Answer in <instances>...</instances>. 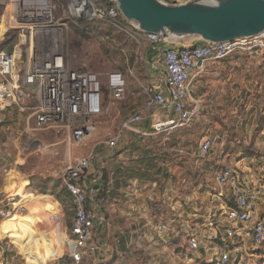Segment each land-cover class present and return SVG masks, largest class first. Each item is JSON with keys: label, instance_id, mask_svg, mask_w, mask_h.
Wrapping results in <instances>:
<instances>
[{"label": "crops", "instance_id": "crops-1", "mask_svg": "<svg viewBox=\"0 0 264 264\" xmlns=\"http://www.w3.org/2000/svg\"><path fill=\"white\" fill-rule=\"evenodd\" d=\"M186 1L169 0L172 3ZM122 22L130 29L128 37L123 40L113 37V43L128 55L127 66L123 67L126 74L127 71L135 73L134 81L128 85L132 95L130 105L135 112L143 104L145 85H163L164 63L155 47L138 36L137 26L133 22L124 18ZM200 42L199 38H190L180 41V45ZM263 53L264 50L260 49L257 52L238 51L224 59L210 61L206 72L194 80L191 93L198 100L200 111L192 125L172 129L171 133L203 129L205 137L216 139L207 156H200L199 152L204 138L193 149L195 151L177 142L173 155H134L131 147H125L118 155H92L91 167L84 179V185L93 189L86 205L97 215L91 241L97 245V250L94 255L85 256L92 258V264H181L182 261L194 264L195 255L185 246L188 243L182 233L181 219L199 212L195 213L198 199L204 208L202 216L205 219L211 218L215 210L216 213L220 211L225 198L223 196L217 200L214 195L220 192L217 174L224 167L234 169L244 178L247 189L256 194V211L264 216L259 210L264 205V56L259 57ZM34 104L35 100L28 95L19 102L0 104V212L7 209V196L22 188V184L28 188L36 186V180L49 183L53 175L51 166L44 162L50 155L49 131L55 129L37 130L32 113ZM114 106L115 102H112L110 109ZM159 115L162 120L168 118L166 114ZM153 122L155 119L151 113L132 131L146 141L149 135H142L138 131H154ZM185 150L187 161L180 164ZM62 154L58 155L59 161L69 157L73 163L81 157ZM194 155H198V159ZM169 158L173 161L170 168L163 164L156 165V161ZM33 160L37 162L29 167V162ZM149 165L158 167L155 173H150ZM213 167L217 171L209 183V170ZM184 168L187 175L181 178L180 170ZM64 189L72 200L71 193ZM6 192L8 194L3 195ZM14 195L19 197V194ZM73 214L64 218L71 235L69 241L73 238L75 208ZM9 220L11 217L0 218V264H5L2 260L3 247L7 244L5 238L12 236L14 230L13 225L8 227ZM161 225L169 226L168 230H159ZM207 244L212 242L207 241L203 245ZM258 250L251 238L247 237L241 243V264H245L246 257ZM258 257L254 254L249 259L253 261L251 264H258ZM62 259L60 257L46 264H77L70 256L69 245L68 258Z\"/></svg>", "mask_w": 264, "mask_h": 264}, {"label": "built area", "instance_id": "built-area-1", "mask_svg": "<svg viewBox=\"0 0 264 264\" xmlns=\"http://www.w3.org/2000/svg\"><path fill=\"white\" fill-rule=\"evenodd\" d=\"M169 1V0H166ZM9 10L12 25L9 31L18 30L19 39L11 51L0 48V104L19 102L32 96L35 104L32 113L37 130L55 129L67 131L76 143L83 142L96 129L93 119L110 110L112 101L124 99L128 89L123 72L112 71L108 75L109 98L102 93L99 74L69 66L64 47L65 33L73 21L102 20L110 26L129 33L123 22L116 0H0ZM63 10V22L58 19ZM69 25V26H68ZM138 29V28H137ZM10 31V32H11ZM139 37L150 42L164 63L163 85L147 84L143 87L144 101L130 117L121 124L120 131L107 141L116 148L127 131L143 123L152 113L155 134L165 127L175 129L192 125L200 111L199 102L191 93L194 80L206 72L210 61L224 59L238 51H250L262 46L261 36L241 38L226 42L201 41L193 45H180L174 40L154 32L138 29ZM63 35V42H62ZM262 43V44H261ZM20 54L17 55V50ZM23 57L25 59L23 60ZM21 61V62H20ZM18 63H21L18 69ZM160 113L168 115L162 120ZM153 135L151 131H138ZM216 139L206 136L199 147L200 156H207ZM196 156V155H194ZM198 156V155H197ZM92 155L78 158L65 169H60L64 187L71 193L75 207L72 227L73 238L68 242L70 256L75 263L87 255H94L93 233L97 215L86 202L92 187L84 185L91 167ZM220 192L225 204L214 212L213 231L208 240H219L214 254V264H241V243L250 237L260 249L264 245V216L256 211V194L247 189L244 178L230 167L217 174ZM7 209L0 212L1 219H8L12 210H22L23 200L17 195L6 198ZM232 202V204L230 203ZM20 204V205H19ZM22 204V205H21ZM187 222L182 226L191 250L202 246L199 234ZM169 226L161 225V231Z\"/></svg>", "mask_w": 264, "mask_h": 264}, {"label": "rangeland", "instance_id": "rangeland-1", "mask_svg": "<svg viewBox=\"0 0 264 264\" xmlns=\"http://www.w3.org/2000/svg\"><path fill=\"white\" fill-rule=\"evenodd\" d=\"M9 10L10 8H7L6 5L0 2V47L9 49L10 51L19 39V32L18 30L9 31L12 25ZM58 19L61 23L63 22V10L60 11ZM72 23H74L72 26L68 25L69 31L65 33L64 40L67 63L71 67L81 70H90L99 74L102 93L105 100L108 102L110 101L108 86L109 73L116 70L123 72L128 85L129 82L131 83L134 81L133 75L135 73L133 74L127 71L126 74V70L123 68L127 66L126 61L128 55L122 48L117 49L113 43L115 41L113 37L118 38L116 40H123L127 38L128 35L125 32L119 33L117 29H114V27L102 20L89 22L82 19L80 21H73ZM113 34L115 36H113ZM260 40H263V44L261 43L262 46L255 47L251 51L257 52L258 49L264 50V34L261 35ZM18 51L20 53L19 49ZM263 56L264 53L259 55L260 58ZM24 59L25 57H23V60ZM263 61L262 59V62ZM21 65V63H18V69H20ZM262 67H264V64ZM131 96L128 88L124 99L112 101L115 102L114 108L93 119L96 129L81 143H76L67 131H49L48 151L50 155L45 160L44 164H49L51 166L53 175L49 183L46 181L43 184L36 180V186L25 188L22 184V188L16 190V192H21L17 199L23 200L24 204L25 202L27 203L20 212L12 215L11 220L7 221L9 224L8 227L13 225L14 228L12 229L14 230L12 236H7L5 238L7 244L3 247L4 252L2 257L5 264H25L26 262L30 264H46L60 257L63 259L68 258V241L71 235L66 228L64 218L68 215H74L73 212L75 207L73 202H71L72 200H70L69 193L64 189L58 171L68 167L72 161L69 157L68 159L63 158L59 161L58 155H60L61 152L63 153L62 155H80L81 157L97 154L118 155V152L123 151L125 147H131L134 155H141V153L144 155H173L175 152L174 146L177 142L193 150L198 146L201 138H205L203 129L196 128L189 131H187V129L182 134H178L177 132L171 133L170 127L166 126L159 135L149 136L146 141L140 138L135 132L127 131L118 142L117 147L110 148L107 145V141L120 131L121 124L124 120L134 113V107L130 105ZM141 124L142 123H139L135 125V127H139ZM132 143H134V146H132ZM27 144L33 143L27 142ZM27 146L29 147V145ZM21 147L22 149L25 148L23 144ZM26 152L28 153V151ZM183 154L185 156L180 164L187 161V151L185 150ZM36 162L37 161L34 160L32 163L29 162V167ZM156 162L157 166L163 164L164 167L170 168L173 161L169 158ZM183 167L184 166H181V168ZM149 168L151 174L155 173L158 169V167L150 165ZM216 171L217 169L214 167L209 170V175L211 176L208 178L209 180H207L209 183L215 178ZM180 173L181 178H186L187 172L185 168L181 169ZM151 174L148 176L149 180ZM12 189L15 190V186H13ZM184 189L186 192V188ZM7 194L6 192L3 195ZM196 203L197 206L195 209L197 210H195V213L196 211L199 212H197L196 215L193 213L194 216L191 215L190 218H182L181 220H183V222H181L180 225L184 226L187 220H189L190 224L193 226L192 228L199 234L201 244L203 245L209 241L208 237L213 232V221L210 218L205 219L202 216L204 208H202L200 199L196 200ZM212 210L214 211L213 207ZM259 210L264 214V205ZM182 233L187 237L184 231ZM186 240V243H188L187 238ZM218 245L219 240L194 250H191L187 244L185 246L189 249L191 254L195 255L194 264H214V253H216ZM253 253L259 256L256 262L258 264H264V245ZM194 255L192 257H194ZM253 255L246 257L247 262L245 264L253 263V261L249 260L253 258ZM152 263H154V261ZM78 264H92V258L85 257ZM181 264L186 263L182 261Z\"/></svg>", "mask_w": 264, "mask_h": 264}, {"label": "water", "instance_id": "water-1", "mask_svg": "<svg viewBox=\"0 0 264 264\" xmlns=\"http://www.w3.org/2000/svg\"><path fill=\"white\" fill-rule=\"evenodd\" d=\"M124 19L174 40L226 42L264 34V0H116Z\"/></svg>", "mask_w": 264, "mask_h": 264}, {"label": "bare ground", "instance_id": "bare-ground-1", "mask_svg": "<svg viewBox=\"0 0 264 264\" xmlns=\"http://www.w3.org/2000/svg\"><path fill=\"white\" fill-rule=\"evenodd\" d=\"M19 54H20V53H19ZM13 193H14V194H20L21 192H13ZM13 193H11V194H9V195H14ZM26 203H27V202H25V204H26ZM25 204H24V202H23V205H25ZM19 205H20V204H19ZM21 205H22V204H21ZM14 211H15V212L12 213V214L9 216V218H10L12 215L16 214V212H20V210H18V209H17V210H14ZM9 218H8V219H9ZM1 223H2V222H0V225H1Z\"/></svg>", "mask_w": 264, "mask_h": 264}, {"label": "trees", "instance_id": "trees-1", "mask_svg": "<svg viewBox=\"0 0 264 264\" xmlns=\"http://www.w3.org/2000/svg\"><path fill=\"white\" fill-rule=\"evenodd\" d=\"M230 204H232V203H230Z\"/></svg>", "mask_w": 264, "mask_h": 264}]
</instances>
